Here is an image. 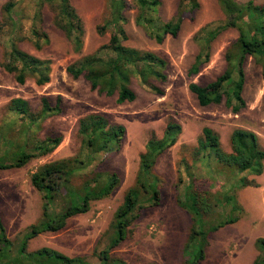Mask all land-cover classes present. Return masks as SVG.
<instances>
[{
  "label": "rangeland",
  "instance_id": "1",
  "mask_svg": "<svg viewBox=\"0 0 264 264\" xmlns=\"http://www.w3.org/2000/svg\"><path fill=\"white\" fill-rule=\"evenodd\" d=\"M8 1L0 0V128L7 130V136L16 138L21 119L7 111L6 104L11 98L26 99L32 111L38 113L42 96H46L51 105L60 97V112L42 119L40 129L35 133L29 131L28 135L29 138L44 139L60 134L62 140L50 153L36 156L21 167L0 169V217L7 236L18 244L28 233L29 225L41 216L42 194L31 184L32 172L56 159L93 156L89 164L73 176V185L80 186L92 172L116 173L118 184L107 196L91 201L88 211L70 217L62 229L45 231L30 238L27 250L47 246L68 256H84L88 261L98 263V253L107 249L116 235L115 213L127 189L135 184L140 154L145 151L146 142L154 137L161 138L166 125L176 122L181 128L176 142L158 156L153 167L159 177L158 203L142 207L126 238L109 252L128 264H185V258L189 256L183 254V245L193 220L178 200L183 197L188 181L186 161L192 166L199 190L208 191L211 198L217 200L214 217L226 220L233 202L240 207L231 213L237 217L235 222L226 223L209 233V244L200 264H252L260 254L256 239L264 238V161L263 172L255 175L247 170L228 169L217 163L214 157L193 158L197 139L205 126L219 135L221 147L226 152L231 151L230 135L237 128L254 132L258 145L264 150V79L261 68L252 57L248 56L244 62L242 96L245 105L236 113L224 100L200 105L188 87L191 82L206 85L226 69L225 52L238 35L235 28L222 31L212 42L210 60L198 73H189L199 50L194 40L197 30L207 23L224 19L218 2L199 0V9L184 16L176 36L167 35L157 42L135 23L134 1L126 0L127 21L124 26L128 38L124 44L155 52L164 58L166 78L152 79L161 93L151 91L132 78L131 87L136 98L117 103L115 95L107 96L91 90L83 77L73 78L66 72L70 62L82 54L94 52L108 41L110 30L104 34L96 31L107 13L106 0H71L83 22L81 53L73 51L65 33L54 25V12L49 5L44 4L40 16L36 17L38 0H13L11 26L10 16L3 10ZM160 2L158 15L161 20H169L176 12L179 0ZM254 2L264 3V0ZM34 28L48 36L49 42L43 43L40 49L34 48L28 40ZM21 35L24 38L18 44L23 50L51 59L48 83L37 85L29 78L19 84L13 74L2 67L13 36ZM93 112L124 126V137L117 150L92 155L81 146L78 121ZM13 118L17 124H14L13 131H9V120ZM31 143L28 142L27 150H30ZM239 178H245L246 184H240ZM230 195L232 203L225 202L226 196ZM65 203L64 198H59L55 208L59 210Z\"/></svg>",
  "mask_w": 264,
  "mask_h": 264
},
{
  "label": "trees",
  "instance_id": "2",
  "mask_svg": "<svg viewBox=\"0 0 264 264\" xmlns=\"http://www.w3.org/2000/svg\"><path fill=\"white\" fill-rule=\"evenodd\" d=\"M133 1L136 8L135 23L157 42H161L167 35L176 36L184 16L187 13L193 14L200 7L199 0H179L173 17L161 20L158 15L160 0ZM216 1L224 19L217 23H207L197 30L194 40L199 50L189 73H198L210 60L212 42L222 31L235 28L238 35L226 49L224 72L206 85L191 82L188 87L200 105L220 103L224 100L236 113L245 105L242 89L245 78L244 62L248 56L259 65L264 79V3H256L254 0ZM44 4L53 9V23L65 33L73 51L81 53L83 22L71 0H38L36 17L40 16ZM14 6L15 2L10 0L5 3L3 10L10 16ZM106 8L107 13L96 31L104 34L110 30L108 41L94 52L82 54L70 62L66 66V72L73 78L83 77L91 90L107 96L115 95L117 103L133 101L136 98V93L131 87L132 78H136L151 91L161 93L160 88L152 83V79L165 80L166 60L155 52L124 44V40L128 38L124 26L127 21L126 0H106ZM9 19L12 26L13 19L11 16ZM23 38L22 35L13 36L2 67L12 73L19 84L32 78L37 85H44L50 81L51 59L41 58L23 50L18 44ZM28 40L36 49L49 42L47 34L36 28L28 36ZM6 108L8 112L16 114L21 122L16 129L15 139L6 135L5 128H0V144L3 145L0 147V169L21 167L36 156L50 153L60 144V134L49 135L44 139L36 136L29 138L28 135L29 131L35 133L40 129L42 119L60 112V97L51 105L48 98L42 96L38 113H34L29 102L21 97L11 98ZM16 122L14 118L9 120V131H13ZM180 132V125L171 122L166 125L161 138L154 137L146 142L145 151L140 154L135 184L127 189L115 213L116 235L111 239L108 248L98 253V263H92L84 256H68L47 246L27 250L30 238L45 231L55 232L62 229L70 217L88 211L91 201L107 196L119 182L116 173L92 172L80 186L73 185V176L86 167L93 156H71L46 162L32 172L31 184L41 192L43 208L41 216L29 225L28 233L18 244L7 236L0 217V264H128L109 251L126 238L130 225L136 220L142 207L158 203L159 177L153 172V167L158 156L176 142ZM124 133L122 124L110 122L105 115L98 112L86 114L78 121L81 146L92 155L117 150L121 146ZM29 141L32 146L27 150ZM230 146L231 151H224L219 135L212 128L205 126L197 139L193 158L214 157L217 163L228 169L247 170L255 175L263 172L264 150L258 145L254 132L244 128L234 129L230 135ZM184 165L188 181L184 186L183 197L179 198L178 202L193 220L183 245V254L189 256L185 258L184 263L200 264L209 244V233L226 223L235 222L237 217L231 213L240 207L233 202L226 220L214 217L217 200L212 199L208 191L199 190L192 166L186 161ZM238 181L242 185L246 184L245 178H239ZM59 198H64L66 203L57 210L55 206ZM232 200V195L226 196L225 202L232 203ZM256 245L260 254L252 264H264V238H257Z\"/></svg>",
  "mask_w": 264,
  "mask_h": 264
}]
</instances>
